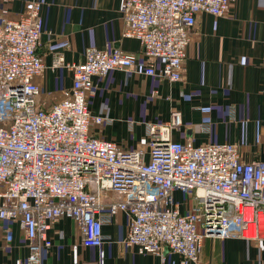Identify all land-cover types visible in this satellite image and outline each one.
I'll use <instances>...</instances> for the list:
<instances>
[{
  "label": "built area",
  "instance_id": "built-area-1",
  "mask_svg": "<svg viewBox=\"0 0 264 264\" xmlns=\"http://www.w3.org/2000/svg\"><path fill=\"white\" fill-rule=\"evenodd\" d=\"M233 1L123 0L122 36L140 43L146 63L118 49L88 48L83 63L66 65L72 87L48 107L35 83L44 70L37 53L41 3L0 19V222L24 231L25 264H42V250L51 246L47 232L58 219L78 225L84 247L100 248L102 226L118 212L129 219L126 245L139 254H177L181 264L198 262L205 239L264 241V162H241L237 145L171 141L182 125L178 112L168 125L148 126V159L142 149L125 151L90 134L91 124L108 122L88 111L93 77L140 71L180 81L197 15L224 17ZM202 130L211 132L209 125ZM175 191L192 197L188 212ZM108 192L116 199L105 206Z\"/></svg>",
  "mask_w": 264,
  "mask_h": 264
},
{
  "label": "crops",
  "instance_id": "crops-1",
  "mask_svg": "<svg viewBox=\"0 0 264 264\" xmlns=\"http://www.w3.org/2000/svg\"><path fill=\"white\" fill-rule=\"evenodd\" d=\"M32 1L41 3L37 53L44 70L35 83L43 107L59 101L72 87L66 65L83 63L88 48L118 49L135 54L140 66L146 63L140 43L122 36L123 0H0V19L17 18ZM56 57L62 61L57 66ZM152 63L161 67L160 60ZM92 82L88 111L108 121L91 124L90 134L96 138L125 151L142 149L148 159V126L168 125L171 113L178 112L182 125L170 132L171 141L234 144L241 162H264V0H234L224 17L198 14L180 81L113 71ZM205 125L210 133L202 130ZM173 198L182 213L194 205L192 197L177 191ZM115 199L108 192L104 205ZM128 223L125 213L118 212L102 226V246L87 248L78 225L60 218L47 232L51 246L42 250V264H181L177 254H139L126 245ZM27 255L24 231L16 223L0 222V264H25ZM187 264H264V241L205 239L198 262Z\"/></svg>",
  "mask_w": 264,
  "mask_h": 264
}]
</instances>
